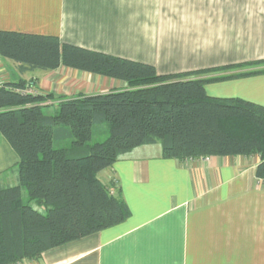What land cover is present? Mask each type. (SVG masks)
Wrapping results in <instances>:
<instances>
[{"label":"crops","instance_id":"crops-1","mask_svg":"<svg viewBox=\"0 0 264 264\" xmlns=\"http://www.w3.org/2000/svg\"><path fill=\"white\" fill-rule=\"evenodd\" d=\"M0 30L57 36L62 43L151 64L159 75L264 60V0H0ZM6 82L73 98L126 84L77 70L19 74ZM212 98L264 106V74L207 84ZM19 157L0 133V178ZM258 155L162 158L160 145L133 150L98 178L120 190L122 224L17 264H264V182Z\"/></svg>","mask_w":264,"mask_h":264},{"label":"trees","instance_id":"trees-1","mask_svg":"<svg viewBox=\"0 0 264 264\" xmlns=\"http://www.w3.org/2000/svg\"><path fill=\"white\" fill-rule=\"evenodd\" d=\"M0 58L19 74L66 67L126 84L58 99L29 92L25 80L0 88V133L19 157L6 173L16 183L0 178V264L38 260L125 222L131 211L122 193L98 174L142 146L160 145L163 159L179 161L258 155L256 177L264 182V106L205 90L264 74V60L159 75L151 64L57 36L1 30ZM51 107L56 111L47 114Z\"/></svg>","mask_w":264,"mask_h":264},{"label":"built area","instance_id":"built-area-1","mask_svg":"<svg viewBox=\"0 0 264 264\" xmlns=\"http://www.w3.org/2000/svg\"><path fill=\"white\" fill-rule=\"evenodd\" d=\"M7 80L5 79V72H4V67L2 65V63L0 62V88L3 87L5 85V83ZM29 92L38 94L37 92H35L33 89L30 90Z\"/></svg>","mask_w":264,"mask_h":264},{"label":"rangeland","instance_id":"rangeland-1","mask_svg":"<svg viewBox=\"0 0 264 264\" xmlns=\"http://www.w3.org/2000/svg\"><path fill=\"white\" fill-rule=\"evenodd\" d=\"M45 111H46L47 114H53L56 111V108L55 107L46 108ZM97 140H98L97 138H94L93 142H95Z\"/></svg>","mask_w":264,"mask_h":264}]
</instances>
